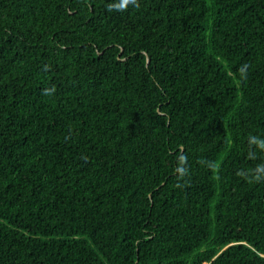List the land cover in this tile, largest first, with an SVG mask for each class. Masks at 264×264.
Returning a JSON list of instances; mask_svg holds the SVG:
<instances>
[{
  "label": "trees",
  "instance_id": "16d2710c",
  "mask_svg": "<svg viewBox=\"0 0 264 264\" xmlns=\"http://www.w3.org/2000/svg\"><path fill=\"white\" fill-rule=\"evenodd\" d=\"M0 264H264V0H0Z\"/></svg>",
  "mask_w": 264,
  "mask_h": 264
},
{
  "label": "clouds",
  "instance_id": "9594fccd",
  "mask_svg": "<svg viewBox=\"0 0 264 264\" xmlns=\"http://www.w3.org/2000/svg\"><path fill=\"white\" fill-rule=\"evenodd\" d=\"M125 3H127V0H125Z\"/></svg>",
  "mask_w": 264,
  "mask_h": 264
}]
</instances>
